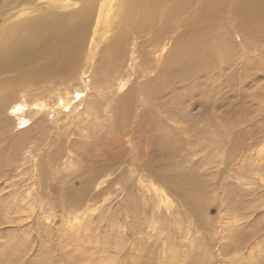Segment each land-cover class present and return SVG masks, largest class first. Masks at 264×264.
<instances>
[{
  "label": "rangeland",
  "instance_id": "obj_1",
  "mask_svg": "<svg viewBox=\"0 0 264 264\" xmlns=\"http://www.w3.org/2000/svg\"><path fill=\"white\" fill-rule=\"evenodd\" d=\"M18 1L17 9L23 10L41 3ZM72 2L64 9L53 8L63 15L55 44L21 67L29 75L42 76L37 85L31 79L16 80L15 68L0 73V83L5 85L0 93V105H4L0 109V264H264V42L248 47V51L234 25L223 26L220 20L217 27L212 15L201 19V24L214 25L217 31L226 27L225 40L234 43L236 50L246 47L244 68L248 75L243 97L238 101L231 87L218 86L219 81L209 83L206 89L211 100L221 101L218 108H209L212 125L201 123L202 134L193 135L192 141L185 140L188 134H174V149L157 148L150 161L151 171H142L146 174L141 179V171L133 172L128 163L136 162L130 155L137 149L128 141L132 135L121 136V149L112 143L111 156L117 161H111L112 157L96 153L92 145L96 137H86L88 130L80 127L77 118L84 114L89 85L97 83L105 89L113 84L112 73L105 78L109 83H98L99 69L94 63L85 75L80 73L84 59L74 69L50 63L57 57L66 60L75 51L74 42L97 43L94 26L82 30L77 24L76 13L84 0ZM4 5L14 8L10 0H0V9ZM193 17L195 12L184 15ZM156 29L141 35L137 45L133 46V41L124 45L128 51L124 73L129 72L133 50L150 49L145 41L155 37ZM106 42L99 44L96 53ZM45 68L50 71L44 72ZM69 72L74 74L69 76ZM135 80L131 77L127 87ZM118 96L114 95L113 105H118ZM172 97L169 91L161 98L174 102ZM33 98L46 99L48 110L38 109L37 113L36 103L27 107ZM23 104L28 108L24 116L20 111ZM127 107L131 113L133 96ZM231 109L236 112L232 117ZM198 110L193 104L191 112L198 114ZM106 118L102 115L99 123H105ZM141 149L146 152L145 146ZM104 160L113 163L110 168ZM151 175L159 180V191L172 206L163 203L154 188L139 186ZM176 176V183L165 180ZM75 212L88 215L85 226L78 234L70 236L68 230L65 235ZM232 221L238 226L230 227Z\"/></svg>",
  "mask_w": 264,
  "mask_h": 264
},
{
  "label": "bare ground",
  "instance_id": "obj_2",
  "mask_svg": "<svg viewBox=\"0 0 264 264\" xmlns=\"http://www.w3.org/2000/svg\"><path fill=\"white\" fill-rule=\"evenodd\" d=\"M1 1L5 3V0ZM34 1L41 3L37 2L28 10L17 9L20 7L18 0H10L14 8L4 5L0 9V16H2L0 19V73L15 68L16 80L20 82L33 80L37 85L42 76L39 74L29 75L27 71L21 70V67L40 58L47 51L46 47L55 44L56 29L63 15L54 11L53 8L64 9L69 6L68 2L71 0H22L27 3ZM171 1L84 0L76 13L78 15L77 24L81 26L82 30H89L91 25L94 26L93 33L97 43L85 42V39L77 43L70 41L69 43L74 42L75 51L69 54L66 60L57 57L50 61L51 64L61 66L66 64L67 69H74L84 59L85 66L80 71L84 75L87 68H90L94 63L99 69L96 70L98 83L104 81L109 83L105 78L112 73L113 84L105 89H102L97 83L89 85V91L85 93L88 95L84 99L85 110L82 112L84 114L77 118L80 119V127L88 130L86 137L89 138L90 134L96 137V141L92 144L97 148V152H95L100 154L99 156L112 157L111 161H117L116 156H111L113 153L111 149H115V147L121 149V136L132 135V139L128 141L133 142L132 145L137 149L133 147L134 150L132 149L133 152L130 155L136 162L130 160L128 163L133 172L141 171L139 178H143V175L146 174L142 175V171H151L150 161L157 148L158 150L163 147L174 149L175 143L172 141L174 134H188V137L185 136V140L190 141L193 135L202 134L201 128L212 125V111L209 108L211 106L218 108L221 101L211 100L206 89L209 83L216 84L219 81L218 86L231 87L229 89L233 90V96L237 97L238 101L242 99L244 77L248 75L244 68L247 65V61H245L246 47L236 50L232 45L234 43H227L225 37L228 35V29L222 27L219 28V31L216 30L220 26L219 21L223 22V26H225L224 23L234 25L247 49L248 47H257L256 43L258 42H264V0ZM190 12H195L196 17L184 18V15ZM33 13L35 16L32 19L25 22L21 20ZM207 15L213 16L214 24L217 27L200 23L201 19ZM155 27L157 28L155 37H147L145 41L150 49L141 53L133 50L130 55L129 72L124 73L128 54L124 45L128 46L131 41H133V46L137 45V39L141 35L145 37L151 34ZM49 38L52 39L50 42L40 44ZM102 41L107 42L96 53V49ZM96 56L97 58H95ZM48 71H50L49 68L44 69V72ZM32 72L31 70L30 73L32 74ZM73 74L68 73L69 76ZM133 76L136 77V80L127 87V83ZM4 87V83H0V93ZM112 88H114V93L110 96ZM169 91L172 93L174 102L161 98ZM69 93L70 91H68ZM116 93L119 95L118 101L116 100L118 105L123 103L126 106H122L123 104L113 105ZM133 94H137L138 98L136 99ZM97 96L100 98L99 100ZM132 96L134 109L129 113L127 104L130 103ZM60 100L65 102L66 99L60 97ZM45 101L35 98L31 102L29 101L30 103L28 101L25 103L27 107L36 103V110L39 113L38 109L45 110L47 108ZM57 103L58 99L53 106H56ZM193 104L199 106L198 114L191 112ZM0 106V109H3L4 105ZM26 106L24 104L20 106L22 116L25 115L24 110L28 109ZM54 110L59 113L57 108ZM231 111V117L236 115L233 109ZM104 114L107 117L106 122L99 123V119ZM221 119L220 117V121ZM201 123L206 124L203 126ZM224 123H229V121ZM137 135L140 138H135ZM176 138L180 137L176 136ZM115 142V145L112 144ZM143 146L146 149L145 153L138 150ZM94 149L91 150L94 151ZM168 153L174 155V153ZM162 156L167 157L168 155L162 153ZM109 161L107 164L110 168L113 163ZM137 166L139 169L136 170ZM165 180L176 183L179 181V177H170ZM158 181L151 175L150 179H144L142 182L137 181V183L139 182L141 188L147 186L154 188L158 191L163 203L172 206L167 202L168 200L163 199L165 197L159 191L161 185ZM89 199L91 200L90 197ZM167 208L171 209L172 207ZM9 212L12 216V211L9 210ZM75 214V217L72 216L74 218L72 225L66 227L65 235L69 230V235L73 236L74 234L70 233L78 234L81 228H84L83 225L87 221L88 215L80 214V212L79 215L76 212ZM234 222L232 221L228 225L234 227L236 224Z\"/></svg>",
  "mask_w": 264,
  "mask_h": 264
}]
</instances>
